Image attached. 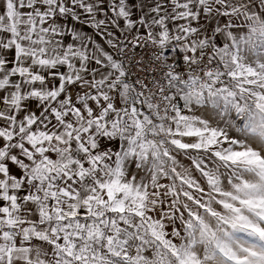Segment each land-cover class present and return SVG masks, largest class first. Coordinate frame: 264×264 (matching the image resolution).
I'll list each match as a JSON object with an SVG mask.
<instances>
[{"label":"snow or ice","instance_id":"obj_1","mask_svg":"<svg viewBox=\"0 0 264 264\" xmlns=\"http://www.w3.org/2000/svg\"><path fill=\"white\" fill-rule=\"evenodd\" d=\"M0 264H264V0H0Z\"/></svg>","mask_w":264,"mask_h":264}]
</instances>
